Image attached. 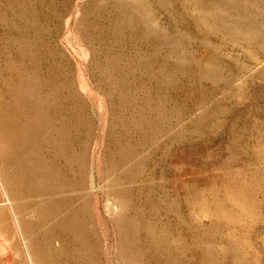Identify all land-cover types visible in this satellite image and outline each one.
Instances as JSON below:
<instances>
[{"label":"rangeland","instance_id":"374dc122","mask_svg":"<svg viewBox=\"0 0 264 264\" xmlns=\"http://www.w3.org/2000/svg\"><path fill=\"white\" fill-rule=\"evenodd\" d=\"M0 141V264H264V0H0Z\"/></svg>","mask_w":264,"mask_h":264},{"label":"bare ground","instance_id":"6f19581e","mask_svg":"<svg viewBox=\"0 0 264 264\" xmlns=\"http://www.w3.org/2000/svg\"><path fill=\"white\" fill-rule=\"evenodd\" d=\"M0 143H1V141H0ZM25 158H26V157H25ZM1 170H2V169H1ZM34 171H35V170H34ZM22 172H23V171H22ZM38 172H39V171H38ZM36 173H37V172H36ZM21 174H22V173H21ZM28 174H29V173H28ZM35 175H36V174H35ZM1 176H2V174L0 175V182H1V184H2L1 186H2V188H3V190H4L3 192H5L4 194H6V196H8L7 199H11L12 202H9L8 205H3V206H1V202H0V223H3V222H1L2 220L5 221L6 219H9V221H10L11 223H13L12 225H14V227H16V228L18 229V231H20V230H21V220L24 218L25 215L22 216L23 218L21 219V214H20L19 211L17 210V202H16L17 200H15V199L13 198L14 196H18V195H14L10 190H9V191H10L11 193L8 191V188H7V186L5 185V183H4V181H3L4 178L1 179ZM3 176H5V175H3ZM25 176H26V175H24V177H25ZM32 176H33V175H32ZM5 177H6V176H5ZM8 177H9V176H8ZM22 177H23V175H22ZM6 178H7V177H6ZM14 178H15V177H14ZM15 179H16V178H15ZM22 179H24V178H22ZM7 180H8V179H7ZM11 180H12V179H11ZM33 180H34V179H33ZM5 182H6V181H5ZM12 183H13V182H12ZM16 184H18V183H16ZM16 184H14V185H16ZM27 184H28V183H27ZM23 185L25 186V184H23ZM31 185H32V184H31ZM10 187H11V185H10ZM12 187H13V186H12ZM20 187H21V186H20ZM2 188H1V189H2ZM13 188H14V187H13ZM18 188H19V187H18ZM28 188H29V187H28ZM9 189H10V188H9ZM15 190H16V189H15ZM20 190H21V189H20ZM1 191H2V190H1ZM13 192H14V191H13ZM48 192H49V191H48ZM14 193H15V192H14ZM17 193H18V192H17ZM26 193H27V192H26ZM46 193H47V192H46ZM23 194H24V193H23ZM48 194H49V193H48ZM0 195H1V194H0ZM49 195H50V194H49ZM3 196H4V195H3ZM6 196H5V197H6ZM50 196H51V195H50ZM18 197H19V196H18ZM51 197H52V196H51ZM16 198H17V197H16ZM53 198H54V197H53ZM1 199H2V198H1ZM21 199H23V198H21ZM56 199H57V198H56ZM56 199H55V200H56ZM14 200H15L16 204L14 203ZM49 200H50V199H49ZM52 201H53V200H52ZM52 201H51V202H52ZM20 202H22V201H20ZM20 202H19V203H20ZM49 202H50V201H49ZM54 202H56V201H54ZM23 203H24V202H23ZM59 203H60V202H59ZM21 204H22V203H21ZM49 204H50V203H49ZM51 204H52V203H51ZM57 204H58V203H57ZM60 204H61V203H60ZM20 206H21V205H20ZM24 206H25V205H24ZM47 206H48V207H45V208H49V207H50L49 205H47ZM52 206H53V205H52ZM55 206H56V204H55ZM57 206H58V205H57ZM75 207H76V206H75ZM42 208H43V206H42ZM45 208H43V209L45 210ZM53 208H54V207H53ZM57 208H59V207H56L55 209H57ZM62 208H63V207H62ZM21 209H22V208H21ZM24 209H26V208H24ZM27 209H28V206H27ZM29 209H30V208H29ZM43 209H40V210L43 211ZM55 209H54V211H56ZM68 209H69V208H68ZM71 209H72V208H71ZM19 210H20V208H19ZM30 210H31V209H30ZM47 210H48V209H46V211H47ZM24 211H25V210H24ZM35 211H36V210H35ZM50 211H51V210H50ZM54 211L52 210L53 213H54ZM64 211H65V210H64ZM22 212H23V211H22ZM22 212H21V213H22ZM26 212H27V211H26ZM28 212H29V211H28ZM32 212H33V211H32ZM59 212L61 213V211H59ZM62 212H63V210H62ZM68 212H69V211H68ZM76 212H79V211L76 210ZM33 213H34V212H33ZM47 213H49V210H48ZM47 213H46V214H47ZM53 213H52V214H53ZM28 214H30V213H28ZM49 214H50V213H49ZM34 215H35V214H34ZM40 215H42V212H41ZM43 215H44V212H43ZM59 215H61V214H59ZM67 215H69V214H67ZM73 215H74V214H73ZM75 215H76V214H75ZM26 216H27V215H26ZM31 216H33V215H31ZM49 216H50V215H49ZM54 216H55V215H54ZM57 216H58V215H56V218H57ZM69 216H70V215H69ZM69 216H68V217H69ZM27 217L29 218V216H27ZM41 217H42V216H41ZM60 217H61V216H59L58 218H59V219H62V217H61V218H60ZM71 217H72V216H71ZM34 218H36V217H34ZM63 218H64V217H63ZM69 218H70V217H69ZM69 218H68V219H69ZM73 218H74V217H73ZM59 219L57 220V222L59 221ZM68 219L66 218V221H67ZM78 219H80V217H79ZM78 219H77V220H78ZM31 220H32V217H31ZM71 220H72V218H71ZM77 220H75V221H77ZM29 221H30V220H29ZM29 221H28V222H29ZM64 221H65V219H64ZM68 221H69V220H68ZM24 222H25V221H24ZM26 222H27V221H26ZM61 222H63V221H61ZM84 222H85V221H84ZM29 223H30V222H29ZM32 223L34 224V222H32ZM66 223H67V222H66ZM80 223H83V222H80ZM25 224H26V223H25ZM30 224H31V223H30ZM33 224H31V225H33ZM52 224L54 225V223H52ZM52 224H51V225H52ZM63 224H64V223H63ZM63 224H62V226H63ZM78 224H79V223H78ZM8 225H9V224H8ZM22 225H23V224H22ZM55 225H56V224H55ZM55 225H54V226H55ZM60 225H61V224H60ZM65 225H66V224H65ZM71 225H72V224H71ZM81 225H82V224H81ZM23 226H24V225H23ZM25 226H27V225H25ZM25 226H24V227H25ZM67 226H68V225H67ZM3 227H5V226H3ZM12 227H13V226H12ZM49 227H50V226H49ZM51 227H52V226H51ZM56 227H57V225H56ZM65 227H66V226H65ZM68 227H69V226H68ZM68 227H67V229H68ZM27 228H28V226H27ZM0 229L2 230V225H0ZM5 229H6V227H5ZM9 229H10V228H9ZM31 229H32V228H31ZM46 229H47V228H46ZM50 229H51V228H50ZM53 229H56V228L53 227ZM69 229H70V228H69ZM86 229H88V228L86 227ZM14 230H15V229H14ZM14 230H13V231H14ZM24 230H25V229H24ZM59 230H60V229H59ZM83 230H84V228H83ZM83 230H82V231H83ZM15 231H17V230H15ZM27 231H28V230H27ZM49 231H51L52 233H54V232H53L54 230H49ZM55 231H56V230H55ZM72 231H73V230H72ZM86 231H87V230H86ZM51 232H50V233H51ZM79 232H80V231H79ZM3 233H4V232H3ZM11 233H12V232H11ZM21 233H22V232H21ZM25 233H26V232H25ZM29 233H30V232H29ZM29 233H27V234L29 235ZM50 233H49V234H50ZM60 233H61V232H60ZM83 233H84V231H83ZM88 233H89V232H88ZM13 234H16V233H13ZM22 234H24V232H23ZM4 235H6V234H3V236H4ZM83 235H85V234H83ZM7 236H8V235H7ZM9 236H10V235H9ZM12 236H13V235H12ZM12 236H10V237H12ZM4 237H5V236H4ZM17 237H18V236H17ZM27 237H28V236H27ZM27 237H26V238H27ZM46 237H47V236H46ZM84 237H85V236H84ZM23 238H25V237H23ZM23 238H22V239H23ZM48 238H49V237H48ZM3 239H4V238H3ZM7 239H8V238H7ZM10 239H11V238H10ZM12 239H13V238H12ZM18 239H20V238H18ZM56 239H57V238H56ZM60 239H61V238H60ZM4 240H5V239H4ZM25 240H27V239H25ZM41 240H42V239H41ZM43 240H44V239H43ZM75 240H77V239H75ZM1 241H2V240H1ZM1 241H0V242H1ZM9 241H10V240H9ZM21 241L23 242V240H21ZM29 241H30V240H29ZM31 241H32V240H31ZM31 241H30V243H31ZM36 241H37V240H36ZM36 241L34 240V242H36ZM91 241H92V240H91ZM10 242L12 243V241H10ZM32 242H33V241H32ZM41 242H42V241H41ZM72 242H73V241H72ZM7 243H8V242H7ZM16 243H17V242H16ZM16 243H15V244H16ZM30 243H29V244H30ZM36 243H37V246H36V247H38V244H39L40 242H39V243L36 242ZM61 243H63V242L61 241ZM77 243H78V242H77ZM87 243H88V242H87ZM93 243H95V242H93ZM8 244H9V243H8ZM8 244H7V245H8ZM59 244H60V243H59ZM71 244H72V243H71ZM74 244H75V243H73V245H74ZM11 245H12V244H11ZM16 245H17V244H16ZM13 246H14V245H13ZM23 246H24L23 248H24V252H25V255H26L25 258H27V261H28L27 263H28V264H35V261H34V260H35V257H34V255H33V252L31 251V250H33V249L30 250V248L27 246V241H24V245H23ZM58 246H61V245H58ZM9 247H10V246H9ZM16 247H18V245H17ZM30 247H31V246H30ZM72 247H73V246H72ZM86 247H87V246H86ZM93 247H94V246H93ZM1 248H2V247H1ZM51 248H52V247H51ZM73 248H74V247H73ZM79 248H80V247H79ZM15 249H16V248H15ZM19 249H20V248H19ZM34 249H35V248H34ZM46 249H48V248H46ZM10 250H11V249H10ZM60 250H61V249H60ZM62 250H63V249H62ZM75 250H76V249H75ZM75 250H74V251H75ZM11 251H12V250H11ZM35 251H36V250H35ZM43 251H46V250L44 249ZM53 251H54V250H53ZM53 251H52V252H53ZM57 251H58V250H57ZM68 251H69V250H68ZM83 251H84V250H83ZM24 252H23V253H24ZM54 252H56V251H54ZM54 252H53V253H54ZM69 252H70V251H69ZM78 252H79V251H78ZM1 253H2V252H1ZM40 253H41V252H40ZM57 253H58V252H57ZM63 253H64V252H63ZM51 254H52V253H51ZM59 254H60V253H59ZM74 254H75V252H74ZM76 254H77V253H76ZM85 254H86V253H85ZM0 255H1V254H0ZM17 255H18V253H17ZM54 255H55V254H54ZM21 256H22V255H21ZM21 256H20V257H21ZM37 256H38V255H37ZM46 256H47V255H46ZM49 256H50V255H49ZM74 256H75V255H74ZM81 256H82V255H81ZM86 256H87V255H86ZM56 257H57V256H56ZM69 257H70V256H69ZM69 257H68V258H69ZM0 258H1V257H0ZM17 258H18V257H17ZM17 258H16V259H17ZM25 258H24V259H25ZM46 258H47V257H46ZM49 258H50V257H49ZM62 258H63V256H62ZM62 258H61V259H62ZM82 258H83V257H82ZM86 258H87V257H86ZM1 259H2V258H1ZM24 259H22V260L25 261L26 259H25V260H24ZM58 259H59V258H58ZM79 259H80V258H79ZM5 260H6V259H5ZM5 260H4V261H5ZM73 260H74V258H73ZM76 260H77V259H76ZM87 260H89V259H87ZM87 260H86V261H87ZM4 261H3V262H4ZM15 261H16V260H15ZM65 261H66V259H65ZM77 261H78V260H77ZM81 261H82V260H81ZM3 262H2V263H3ZM20 262H21V260H20ZM47 262H48V261H47ZM56 262H57V260H56ZM82 262H83V261H82ZM6 263H7V262H6ZM8 263H9V262H8ZM17 263H18V262H17ZM17 263H16V264H17ZM41 263H42V262H41ZM51 263H52V259H51ZM77 263H80V261L77 262ZM43 264H44V263H43ZM84 264H85V263H84ZM87 264H88V263H87Z\"/></svg>","mask_w":264,"mask_h":264}]
</instances>
